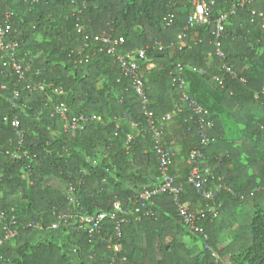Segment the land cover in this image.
Wrapping results in <instances>:
<instances>
[{
	"label": "trees",
	"instance_id": "1",
	"mask_svg": "<svg viewBox=\"0 0 264 264\" xmlns=\"http://www.w3.org/2000/svg\"><path fill=\"white\" fill-rule=\"evenodd\" d=\"M233 2L213 0L211 17ZM190 10L191 0H0V11L13 13L18 57H31L23 79L0 61V212L20 226L15 238L0 242V264H45L33 248L59 240L72 264H264V0L238 6L229 16L221 39L224 59L215 53L211 24L186 26ZM102 34L123 38L119 53L143 50L138 62L146 109L162 126L169 172L180 184L177 202L159 194L151 215L136 220L129 214L119 239L111 220L92 236L71 220L51 228L59 210L68 213L73 206L58 189L39 184L48 174L62 177L89 214L110 210L116 201L126 207L159 173L141 100L107 45L94 39ZM177 64L184 66L187 94L206 107L203 121L173 83ZM61 102L69 116L87 117L82 129L65 130L55 111ZM166 113L169 120L162 119ZM16 148L19 158L6 153ZM195 149L201 156L191 159ZM98 155L101 161L94 162ZM231 163L237 167H224ZM193 165L209 169V187L220 185L213 199L187 182ZM21 168L29 173L28 205L16 214L21 199L15 190L26 185L17 175ZM176 203L192 213L205 209L193 225L202 228L205 242L182 221ZM206 204L215 205V217ZM108 237L121 242L120 251L107 247Z\"/></svg>",
	"mask_w": 264,
	"mask_h": 264
},
{
	"label": "built area",
	"instance_id": "2",
	"mask_svg": "<svg viewBox=\"0 0 264 264\" xmlns=\"http://www.w3.org/2000/svg\"><path fill=\"white\" fill-rule=\"evenodd\" d=\"M251 1L253 0H234L229 10L211 17L213 0H191V10L187 15L186 26L190 28L201 24H211V33L214 36L215 53L219 58L224 59L225 55L221 48V39L224 35L225 24L227 23L229 16L235 12L236 7L243 6ZM12 16L13 13L11 11H0V61L4 67L9 68L10 71L17 74L19 79H23L25 75V69L30 67L31 57L27 61H22L18 57L19 43L11 36ZM165 19L167 24H170L172 21V15H168ZM179 37L181 38V35ZM94 39L107 45L106 52L114 56L122 74L132 80V87L141 100L143 112L147 120V127L151 131L153 137V150L155 151L158 158L159 173L155 177V181L139 190L130 200L129 205L126 207H122L120 203L116 201L113 208L110 210H101L89 214L83 213L81 211L79 205L75 201L72 187L67 186L65 195L69 200V203H71L73 206L72 211L67 213L63 210H59L57 214V220L53 222L50 227L56 228L61 220L67 224L71 220L77 231H86L89 236H92L94 233L101 232L106 220H111L114 222L115 237L119 239L122 235V225L128 222L127 216L129 214H134L136 220L141 219L142 216L144 217L151 215V205L153 204L152 198L159 194H170L177 202L180 184L175 183L173 175L169 172V166L171 164L170 151L164 146L160 139L162 134V126L160 125L159 120L153 117L152 112L146 109L147 97L144 92L143 79L141 78L142 70L140 69V64L138 62V56L144 57L143 50L119 53L117 52V45L123 42V38L117 39L112 38L109 35L102 34L101 36L95 35ZM151 66L152 64L148 63L147 68ZM221 66L225 69V71L233 73L230 65L226 64L225 62H223ZM177 70L179 74L173 78V83L178 86L181 98L189 101V103L195 108L196 113L199 114L200 121H203L205 118L203 115L206 113V110L200 103H198L193 97L189 96L185 91L186 82L181 75L184 70V66L177 64ZM216 80L219 84L222 83L221 78H216ZM38 85L39 88L43 87L42 83H39ZM1 87H4V85ZM27 87L31 89L30 85H27ZM262 90L264 91V88ZM55 91L58 90L55 89ZM13 97H18L17 90L13 91ZM55 111L60 114L62 119L65 120L66 131L82 129V122L87 119V117L82 114L69 116V108L63 102L55 105ZM170 117L171 114L166 113L162 119L169 120ZM11 125L17 128L19 126L18 119L12 118ZM132 125L136 126V123H132ZM207 125L210 126L211 122L207 121ZM18 134L20 135L19 132ZM19 141H21V139ZM207 142L208 138L204 137L202 139V143L206 144ZM6 153L12 158L20 157L18 148L12 151L7 150ZM198 156H201L200 150L195 149L191 151V159H195ZM210 175L211 173L208 169H202L197 165H193L188 173L187 178V182L191 184L195 190L206 200L213 199L215 192L220 187L219 184L217 185L216 189L208 186L207 176ZM176 204L179 216L182 218V221L190 228L193 227L195 219L204 216V208H199L197 213H192L188 212L182 204ZM206 206L207 211H211L212 216L215 217L217 215V209L215 205L209 206L206 204ZM32 224L33 222H30L27 224V226H31ZM0 226L2 229L0 242L2 240H11L15 238L20 230V226L17 223L15 217L13 215L8 217L5 211L0 212ZM193 228L195 232H198L202 235V242H205L206 235L203 233L202 228L197 226ZM107 247L112 248L114 252H118L121 250L122 245L120 241H113L112 237H108Z\"/></svg>",
	"mask_w": 264,
	"mask_h": 264
},
{
	"label": "rangeland",
	"instance_id": "3",
	"mask_svg": "<svg viewBox=\"0 0 264 264\" xmlns=\"http://www.w3.org/2000/svg\"><path fill=\"white\" fill-rule=\"evenodd\" d=\"M245 66L248 68H251L252 72H254V69L251 67V64L249 62L245 61ZM103 84H104V77L100 76L97 79V87L100 88L103 86ZM203 108L206 110L205 106H203ZM254 114L256 116L261 115L260 112H254ZM101 159H102V156L98 155L94 158V162H99L101 161ZM224 167L227 169H230V168L233 169V168H236L237 165L235 163H231V164L225 165ZM28 174L29 173L25 171L23 168H21L17 173L18 176L26 179V185L24 187H19L15 190V195L21 199V203L13 207L14 212L16 214L22 212L28 205L27 194L29 192L28 186L30 184L29 179H28ZM39 184L42 187L51 186L53 188H56L59 191H61L63 194L66 193V187L68 186L62 177L56 176L54 174H48V175L40 177ZM216 188H217V185L215 186L214 189ZM61 243L62 242H60L59 240L58 242L54 244H50V246L44 245L42 249L41 248L38 249V246L37 247L35 246L33 250L42 252L39 255V259H41L45 264H72L73 260L71 259L67 250L61 246Z\"/></svg>",
	"mask_w": 264,
	"mask_h": 264
}]
</instances>
